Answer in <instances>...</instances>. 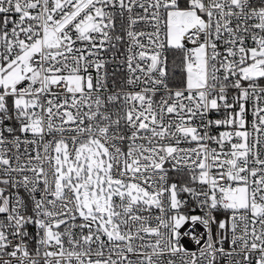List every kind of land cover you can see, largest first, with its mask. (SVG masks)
Here are the masks:
<instances>
[{"label": "snow or ice", "instance_id": "1", "mask_svg": "<svg viewBox=\"0 0 264 264\" xmlns=\"http://www.w3.org/2000/svg\"><path fill=\"white\" fill-rule=\"evenodd\" d=\"M0 264H264V0H0Z\"/></svg>", "mask_w": 264, "mask_h": 264}]
</instances>
